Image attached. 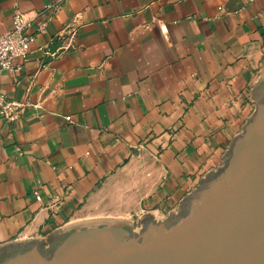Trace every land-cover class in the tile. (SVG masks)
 <instances>
[{"label":"crops","instance_id":"1","mask_svg":"<svg viewBox=\"0 0 264 264\" xmlns=\"http://www.w3.org/2000/svg\"><path fill=\"white\" fill-rule=\"evenodd\" d=\"M15 8L34 41L0 73V92L22 103L0 117V245L83 220L141 159L150 190L128 215L164 218L254 109L264 0H0V34Z\"/></svg>","mask_w":264,"mask_h":264},{"label":"water","instance_id":"2","mask_svg":"<svg viewBox=\"0 0 264 264\" xmlns=\"http://www.w3.org/2000/svg\"><path fill=\"white\" fill-rule=\"evenodd\" d=\"M242 131L164 218L136 230L120 218L61 225L0 245V264H264V71Z\"/></svg>","mask_w":264,"mask_h":264},{"label":"rangeland","instance_id":"3","mask_svg":"<svg viewBox=\"0 0 264 264\" xmlns=\"http://www.w3.org/2000/svg\"><path fill=\"white\" fill-rule=\"evenodd\" d=\"M150 162L141 159L133 165H126L111 180L98 188L85 219L120 218L132 223L134 229L141 222L128 215V210L145 197L150 190ZM155 176V175H154ZM157 179L154 178V181ZM137 206V205H136ZM115 209L120 212L114 213Z\"/></svg>","mask_w":264,"mask_h":264},{"label":"built area","instance_id":"4","mask_svg":"<svg viewBox=\"0 0 264 264\" xmlns=\"http://www.w3.org/2000/svg\"><path fill=\"white\" fill-rule=\"evenodd\" d=\"M49 7V6H47ZM29 19L18 9H14L11 15V27L0 34V73L10 71L15 61H26L34 41V35L27 32ZM44 23L38 25L37 30L42 32ZM22 103L7 100L0 92V117L4 120H11L20 111ZM39 199V195H35Z\"/></svg>","mask_w":264,"mask_h":264}]
</instances>
